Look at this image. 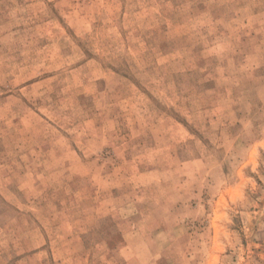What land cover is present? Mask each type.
Here are the masks:
<instances>
[{
  "label": "rangeland",
  "instance_id": "374dc122",
  "mask_svg": "<svg viewBox=\"0 0 264 264\" xmlns=\"http://www.w3.org/2000/svg\"><path fill=\"white\" fill-rule=\"evenodd\" d=\"M0 264H264V0H0Z\"/></svg>",
  "mask_w": 264,
  "mask_h": 264
}]
</instances>
